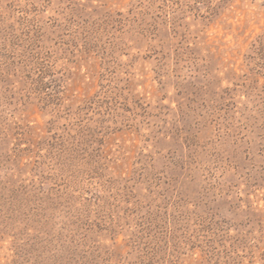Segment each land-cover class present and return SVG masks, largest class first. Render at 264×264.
I'll list each match as a JSON object with an SVG mask.
<instances>
[{"label":"rangeland","instance_id":"rangeland-1","mask_svg":"<svg viewBox=\"0 0 264 264\" xmlns=\"http://www.w3.org/2000/svg\"><path fill=\"white\" fill-rule=\"evenodd\" d=\"M0 264H264V0H0Z\"/></svg>","mask_w":264,"mask_h":264}]
</instances>
